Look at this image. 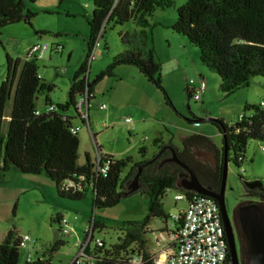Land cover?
I'll use <instances>...</instances> for the list:
<instances>
[{
    "label": "trees",
    "instance_id": "16d2710c",
    "mask_svg": "<svg viewBox=\"0 0 264 264\" xmlns=\"http://www.w3.org/2000/svg\"><path fill=\"white\" fill-rule=\"evenodd\" d=\"M37 1L0 0V43L3 27L21 21L32 25V19L38 13L30 6ZM92 2L93 12L87 18L90 35L86 57L71 79L68 99L58 103L55 111L47 112L38 104V99L44 95L46 105H52L50 92L56 86L41 76L38 59L13 58L7 53V77L0 84V171L14 169L29 175L45 174L55 183L58 194L63 198L81 200L91 195L94 211L116 206L123 197L137 191L148 194L149 213L146 219L125 223L115 243L108 245L103 239V245L96 248L94 264H129L128 257L135 251L145 253L148 260L144 264H155L154 256L147 249L146 225L152 217L164 221L172 217L165 211L162 201L168 189L176 186L189 197L195 194L178 185V172L182 167L176 162L166 161L173 155L172 149L162 143L158 146V151H162L155 159L135 161L132 156L117 158L104 153L102 147L98 146L102 155L100 167L109 162L107 172L99 170L97 161L89 154L86 162L79 164L80 138L78 132L73 131L75 116L67 114V110L73 106L77 111L80 95L87 93L90 124V103L96 98V85L105 77L114 76L115 68L120 65L136 66L172 105L171 97L163 85L162 64L155 57L154 46L144 53L136 52L132 47L147 45V29L153 26L151 18L157 9L171 7L174 0ZM129 21L141 27L139 38L136 41V36L120 33L124 45L132 47L117 55L105 70L91 80L90 58L99 34L102 32L104 38L108 28ZM172 29L184 35L190 44L199 49L202 63L219 75L220 89L227 96L251 86L255 78H264V0H187L178 8V18ZM187 94L193 98L190 89H187ZM11 100L12 108L7 114ZM252 111L253 115H247ZM218 119L222 126L217 122L211 123L223 135L221 147L202 133L187 136L182 148L170 143L179 159L195 170L204 185L213 188L222 185L224 146L228 147L229 161L233 160L240 167L245 160L249 141L264 140V109L259 104L246 103L243 117L240 116L235 123ZM145 150L142 148L143 152ZM197 150L215 152L217 163L214 166L204 163L197 157ZM141 165L140 187L130 192V184ZM62 217V214H58L57 221L61 222ZM106 227V222L96 218L98 230ZM19 239L15 228L8 232L0 243V264L20 263ZM61 244L62 241H57L52 251L59 249ZM45 264H52L51 257ZM226 264H232L229 250Z\"/></svg>",
    "mask_w": 264,
    "mask_h": 264
},
{
    "label": "rangeland",
    "instance_id": "374dc122",
    "mask_svg": "<svg viewBox=\"0 0 264 264\" xmlns=\"http://www.w3.org/2000/svg\"><path fill=\"white\" fill-rule=\"evenodd\" d=\"M186 2L187 0H174L171 7L157 9L151 18L153 26L147 29V45H139L144 52L154 46L155 57L162 64L163 85L171 97L172 105L165 100L164 93L149 83L136 66H117L114 76L105 77L96 85L97 96L90 103V125L88 120L83 121L75 116L73 106L67 110V114L75 116L73 123L80 127L79 164L86 162L87 154L96 160L98 146L102 147L104 153L117 158L132 156L135 161L147 158L153 160L162 151H158L160 144L166 143L167 147L172 142L174 146L182 148L185 137L194 133L208 135L216 146L221 147L223 135L217 126L211 122L194 121L203 117L201 111L207 115L204 117L223 118L228 123H235L243 114L246 103L259 104L264 100V78H255L251 86L227 96L220 89L219 75L202 63L199 49L189 43L192 50L199 53L195 57L193 51L184 52L185 47L180 46V41L172 37L176 34L183 41L186 40L184 35L172 31V23L178 18V8ZM30 7L38 13L32 19V25L21 21L2 29L0 84L7 77V53L13 58L26 59L29 48L35 43H60L64 46L62 52L49 50L43 59H38L41 76L56 85L50 92V98L57 105L68 99L71 79L86 57L87 39L90 35L87 18L92 15L93 2L39 0ZM140 32L141 27L134 21L108 28L96 58L90 63V79L94 80L105 70L124 48L132 47L124 45L120 33L136 36L134 40L137 41ZM168 39H172L171 45ZM128 68H135L136 76H141L140 80L133 76L130 79L123 78L128 75ZM196 69L203 70L208 81L203 102H197L187 94L186 79L195 78L198 75ZM111 93L115 100L120 101L116 108L120 114H114L110 110L111 103L106 97ZM12 102H9L7 114L10 113ZM104 103L107 105L106 109L102 108ZM38 104L41 109L46 110L44 95L38 99ZM194 116L197 118L193 119ZM126 117H132L133 122L128 123ZM142 148L146 150L143 152ZM200 152L213 157L207 151ZM40 176L44 179H38ZM244 180H252L264 189V140L249 141L245 160L240 167L233 160L229 161L226 198L230 214L240 202L256 200L245 194ZM180 193L182 190L175 186L168 189L163 197L165 211L172 216L179 214L188 205L186 199L176 200V195ZM246 204L242 203L241 206ZM148 213L149 196L142 191L123 197L116 206L94 211L91 195L81 200L63 198L58 194L55 183L44 174L29 175L14 169L0 171V243L15 228L19 235L29 234L34 240L32 247L38 250L39 255L51 257L53 264H68L72 260L77 243L84 239L86 227L93 216L106 222L107 227L98 230L96 237L105 239L110 245L121 235V226L131 220L145 219ZM58 214L69 220L70 235H64L62 224L57 221ZM161 222L162 219L156 217L153 226ZM169 222H173L172 217ZM234 225L237 228V219ZM149 238L153 246L152 235ZM57 241H62V244L53 252V245ZM239 246L241 261L245 264L247 257L242 239ZM26 251L27 248L21 249L19 264H26Z\"/></svg>",
    "mask_w": 264,
    "mask_h": 264
},
{
    "label": "built area",
    "instance_id": "2783aa9c",
    "mask_svg": "<svg viewBox=\"0 0 264 264\" xmlns=\"http://www.w3.org/2000/svg\"><path fill=\"white\" fill-rule=\"evenodd\" d=\"M102 40V32L99 34L95 47L92 51L90 62H92L100 48ZM62 52L64 46L60 43L50 44L47 41L33 44L27 53L26 59H43L47 52ZM63 71H61L62 73ZM190 91L193 98L199 102L202 101L203 96L208 87L206 78H191ZM88 94H82L79 97L77 104L76 117H80L83 121L88 120ZM259 105L264 109V100ZM102 108H107L106 104ZM57 109L55 104L48 105L46 111H55ZM41 113V110H38ZM202 114V111H201ZM250 112L247 115H253ZM243 117V114H241ZM128 123L133 122L132 117H126ZM90 125V124H89ZM79 126L74 125L73 131L78 132ZM101 152L98 150L96 161L98 169L107 172L109 169V162L101 164ZM242 171H245L244 169ZM195 192V191H193ZM186 199L188 201L187 207L179 214L172 216L173 223L171 229L159 231L158 239L167 241L173 245L166 261L162 262L160 256L154 255L155 264H226L228 255V242L225 232L223 219L217 202L211 197L203 196L195 192L189 197L185 192L176 195V200ZM96 218L92 217L90 223L86 227L85 237L81 242L77 243L76 253L68 264H94L96 248L103 245V238L96 237ZM62 231L64 235H70V223L65 217H62L61 222ZM122 227V226H121ZM34 240L29 234L20 235L19 247L27 248L25 252L26 264H45L50 258L45 254L39 255L38 250L32 247ZM21 255V254H20ZM21 259V256H20ZM148 258L144 252L135 251L128 257L129 264H144ZM53 264V261H52Z\"/></svg>",
    "mask_w": 264,
    "mask_h": 264
},
{
    "label": "water",
    "instance_id": "95a60500",
    "mask_svg": "<svg viewBox=\"0 0 264 264\" xmlns=\"http://www.w3.org/2000/svg\"><path fill=\"white\" fill-rule=\"evenodd\" d=\"M196 120L197 122L213 121L219 123L221 126L223 125L221 120L216 117H200ZM167 147L172 149L173 155L166 161L176 162L188 172L189 177L184 180L181 187L184 190L195 191L203 196L216 199L225 227L232 264H242L239 246L240 239L243 240L246 251L247 262L245 264H264V210L261 205L253 202L240 207L237 226L238 230H236L237 228H235L234 222L228 212L226 202L229 164L228 147L224 146L225 156L223 162V177L221 190L219 192L204 185L195 170L190 165L179 159L173 146L168 145ZM142 169L143 165L140 166L139 172L130 184V192H134L139 189ZM243 182L248 189H253L258 186L255 184L256 182L249 180H244Z\"/></svg>",
    "mask_w": 264,
    "mask_h": 264
},
{
    "label": "crops",
    "instance_id": "0c3cea01",
    "mask_svg": "<svg viewBox=\"0 0 264 264\" xmlns=\"http://www.w3.org/2000/svg\"><path fill=\"white\" fill-rule=\"evenodd\" d=\"M175 23V22H174ZM174 23H172V27H173V25H174ZM166 28V27H165ZM172 31H173V33H176V32H174V30L172 29ZM128 34V33H127ZM173 38H175V40H179L180 41V46H184L185 47V49H184V52H186V50H188V53H190L191 51H193L194 52V56L195 57H197V55H199V53H198V51L197 50H192V47L190 46V44H189V41L186 39V40H182L179 36H176V34H174V36H172ZM172 37H170V38H172ZM168 41H169V44L171 45V43H172V39H168ZM127 50H129V48H124V51H127ZM133 50L134 51H136V52H138V51H140V52H142V53H144V51L142 50V49H140L139 47H136V48H133ZM123 51V52H124ZM187 53V52H186ZM197 54V55H196ZM197 59V58H196ZM131 67V66H130ZM129 70H128V75H126V76H124L123 78H131V76H133V78H138V80H140V77L141 76H136L137 75V72H136V70H134L135 68H128ZM197 70V69H196ZM197 76L195 77V78H206V76L204 75V71L203 70H197ZM121 76H123V75H121ZM207 79V78H206ZM190 80H191V78H189V79H186V87H187V89H190V85H189V82H190ZM116 86V85H115ZM114 86V88H116ZM122 93H124V92H122ZM207 93V91L205 92V94ZM103 94H104V91H103ZM204 94V95H205ZM95 95L97 96V93H96V91H95ZM204 97V96H203ZM103 98H105V95H103ZM106 99L111 103V108H110V110H111V112L113 111L114 112V114H120V111L119 110H117L116 108L117 107H119L118 106V104H120L119 102V100H115V96H114V94H110L109 96H107L106 97ZM203 100L204 99H202V102H203ZM66 102V101H65ZM54 104V103H53ZM105 104V103H104ZM106 109V108H105ZM203 117L204 116H207V115H204L203 114V112H202V114H201ZM194 134H197V133H194ZM203 134V133H202ZM187 136V135H186ZM208 136V135H207ZM186 138V137H185ZM97 157V156H96ZM43 175V174H42ZM45 175V174H44ZM41 177V176H40ZM38 177V179H44V177ZM46 177H48L47 175H46ZM183 192V191H182ZM184 210V209H183ZM182 211V210H181ZM156 217H152L150 220H149V223L146 225V227H145V231H147L148 233H147V235H146V238H147V249H148V251L150 252V254H152L153 256L154 255H158V256H160V258H161V261L162 262H165L166 261V258H167V256H168V254H169V252H170V250L172 249V247H173V245H171V244H169L167 241H162V240H159L158 239V233H159V231H166V230H168V229H171V225H172V223L173 222H169V220L168 221H164L163 219H162V222L161 223H159V224H157L156 226H153V222H154V219H155ZM146 219V218H145ZM145 219H135V220H131V221H143V220H145ZM150 235H152V240H153V242H154V245L152 246L151 244H150V238H149V236Z\"/></svg>",
    "mask_w": 264,
    "mask_h": 264
},
{
    "label": "flooded vegetation",
    "instance_id": "af4514ba",
    "mask_svg": "<svg viewBox=\"0 0 264 264\" xmlns=\"http://www.w3.org/2000/svg\"><path fill=\"white\" fill-rule=\"evenodd\" d=\"M202 151H207L209 153H212L213 154V157H209V156H206V155H203L200 150H197V157L200 159L203 160L204 163L208 164V165H211V166H214L216 163H217V157H216V154L215 152H212V151H209V150H202ZM203 155V156H202ZM202 156V157H201ZM178 185H182L184 183V180L186 178L189 177L188 175V172L182 167V169L178 172ZM249 181H252V180H249ZM222 186V185H221ZM221 186L220 187H210L211 189H213L214 191H217L219 192L221 190ZM209 187V186H208ZM244 187H245V194L249 197H254L256 198V200H251V201H242L238 204V206L235 208V210L233 211L232 214H230L231 216V219L233 220V222H235V219H239V210H240V207H241V204L242 203H253V202H257L261 205V207L263 208L264 210V189L261 187V186H257L253 189H248L245 184H244ZM227 190V189H226ZM213 200L216 201L215 198H212ZM226 202H227V198H226ZM228 207V205H227ZM229 212V210H228ZM240 239V237H239Z\"/></svg>",
    "mask_w": 264,
    "mask_h": 264
}]
</instances>
